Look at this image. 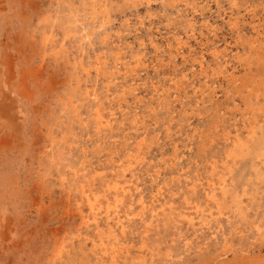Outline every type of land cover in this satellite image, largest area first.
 Here are the masks:
<instances>
[{"label": "rangeland", "instance_id": "374dc122", "mask_svg": "<svg viewBox=\"0 0 264 264\" xmlns=\"http://www.w3.org/2000/svg\"><path fill=\"white\" fill-rule=\"evenodd\" d=\"M0 264H264V0H0Z\"/></svg>", "mask_w": 264, "mask_h": 264}, {"label": "bare ground", "instance_id": "6f19581e", "mask_svg": "<svg viewBox=\"0 0 264 264\" xmlns=\"http://www.w3.org/2000/svg\"><path fill=\"white\" fill-rule=\"evenodd\" d=\"M6 111V110H5ZM9 121V120H8Z\"/></svg>", "mask_w": 264, "mask_h": 264}]
</instances>
